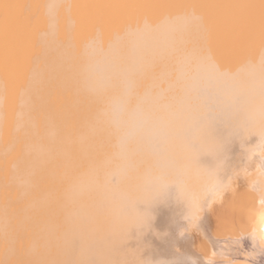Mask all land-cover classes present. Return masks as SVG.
<instances>
[{"label": "bare ground", "instance_id": "bare-ground-1", "mask_svg": "<svg viewBox=\"0 0 264 264\" xmlns=\"http://www.w3.org/2000/svg\"><path fill=\"white\" fill-rule=\"evenodd\" d=\"M254 225L264 0H0V264H233Z\"/></svg>", "mask_w": 264, "mask_h": 264}, {"label": "clouds", "instance_id": "clouds-1", "mask_svg": "<svg viewBox=\"0 0 264 264\" xmlns=\"http://www.w3.org/2000/svg\"><path fill=\"white\" fill-rule=\"evenodd\" d=\"M243 132L242 128H239ZM244 239H249L252 243V248L247 251L242 252V260H232L230 252L223 247L213 248L214 253L219 256L220 260L223 261H233V264H254L258 257L264 254V229L259 225H254L245 234H240L237 241L234 242L235 246L242 248V241ZM187 264H198L196 258H189ZM206 264V262H204ZM213 264H216L215 260Z\"/></svg>", "mask_w": 264, "mask_h": 264}, {"label": "rangeland", "instance_id": "rangeland-1", "mask_svg": "<svg viewBox=\"0 0 264 264\" xmlns=\"http://www.w3.org/2000/svg\"><path fill=\"white\" fill-rule=\"evenodd\" d=\"M257 264H264V259H262L261 261H259Z\"/></svg>", "mask_w": 264, "mask_h": 264}]
</instances>
